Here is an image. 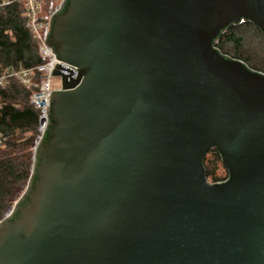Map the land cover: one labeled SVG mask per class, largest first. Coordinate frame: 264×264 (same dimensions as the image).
Listing matches in <instances>:
<instances>
[{
	"label": "water",
	"instance_id": "95a60500",
	"mask_svg": "<svg viewBox=\"0 0 264 264\" xmlns=\"http://www.w3.org/2000/svg\"><path fill=\"white\" fill-rule=\"evenodd\" d=\"M243 20L264 35V0L62 1L0 264H264V73L215 47Z\"/></svg>",
	"mask_w": 264,
	"mask_h": 264
},
{
	"label": "trees",
	"instance_id": "16d2710c",
	"mask_svg": "<svg viewBox=\"0 0 264 264\" xmlns=\"http://www.w3.org/2000/svg\"><path fill=\"white\" fill-rule=\"evenodd\" d=\"M43 1L45 10H54L63 0ZM231 45L235 51L228 49ZM215 47L223 55L242 60L250 68L264 73V63L258 65L250 55L252 48L255 57L258 55L264 61V35L251 22L243 20L229 26L215 40ZM19 64L31 67L41 64V58L26 28L23 8L13 3L0 8V67ZM29 96L30 92L16 80L10 81L6 88H0V131L7 137L4 147L0 148V222L26 189L33 170L34 151L42 136L44 115L31 106ZM209 153L213 155L211 165L222 162L216 149ZM204 165L208 180L210 176H214L215 183L223 180L209 170L206 158Z\"/></svg>",
	"mask_w": 264,
	"mask_h": 264
},
{
	"label": "built area",
	"instance_id": "2783aa9c",
	"mask_svg": "<svg viewBox=\"0 0 264 264\" xmlns=\"http://www.w3.org/2000/svg\"><path fill=\"white\" fill-rule=\"evenodd\" d=\"M13 3L19 4L24 10L25 25L37 45L41 64L31 67H26L24 64L8 68L0 67V88H6L12 80L19 81L30 92L31 106L35 110L41 111L44 119L48 121L51 97L55 89L51 79L60 60L50 51L47 39L52 20L59 8L45 10L43 0H0V8H5ZM6 140V135L0 131V148L4 147ZM226 180L225 178L219 182Z\"/></svg>",
	"mask_w": 264,
	"mask_h": 264
},
{
	"label": "rangeland",
	"instance_id": "374dc122",
	"mask_svg": "<svg viewBox=\"0 0 264 264\" xmlns=\"http://www.w3.org/2000/svg\"><path fill=\"white\" fill-rule=\"evenodd\" d=\"M258 42V41H257ZM231 49V50H233V51H235V49H234V47H233V45H231V46H229L228 47V49ZM247 49V48H246ZM242 52H245L244 50H241ZM255 51V50H254ZM253 49L251 48V50H250V55H251V57H252V60L254 61V62H256L258 65H262L263 63H264V61L260 58V56H256L255 57V55L256 54H253ZM236 53V52H235ZM35 152V151H34ZM213 159V155L212 154H208L207 155V157H206V162H207V164L209 165L210 164V162H211V160ZM34 164V163H33ZM209 170L210 171H214V172H216V177H219V178H222V179H227V177H228V171H227V169H226V167L224 166V164L221 162V161H219V162H215V163H212V165L210 164L209 165ZM213 179H214V176H210V179H209V182H212V183H214V181H213ZM26 190V189H25ZM25 192V191H24ZM24 194V193H23ZM22 194V195H23ZM21 195V196H22ZM21 196L19 197V199L21 198ZM18 199V200H19ZM18 200L16 201V202H14L13 203V205H12V209H14L15 208V206H16V203L18 202ZM9 212H11L10 210H9ZM9 215V213L7 214V216Z\"/></svg>",
	"mask_w": 264,
	"mask_h": 264
}]
</instances>
